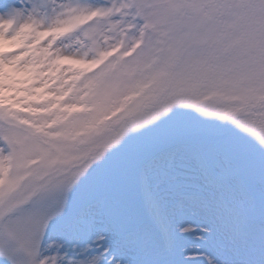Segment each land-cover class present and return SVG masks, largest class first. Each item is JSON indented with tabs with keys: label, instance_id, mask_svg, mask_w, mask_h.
<instances>
[{
	"label": "snow or ice",
	"instance_id": "6c2138e0",
	"mask_svg": "<svg viewBox=\"0 0 264 264\" xmlns=\"http://www.w3.org/2000/svg\"><path fill=\"white\" fill-rule=\"evenodd\" d=\"M0 264H264V0H0Z\"/></svg>",
	"mask_w": 264,
	"mask_h": 264
}]
</instances>
